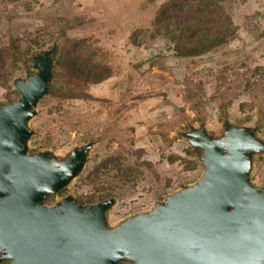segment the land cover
I'll return each instance as SVG.
<instances>
[{
  "label": "rangeland",
  "instance_id": "374dc122",
  "mask_svg": "<svg viewBox=\"0 0 264 264\" xmlns=\"http://www.w3.org/2000/svg\"><path fill=\"white\" fill-rule=\"evenodd\" d=\"M166 1L0 0V59L7 58L11 42L21 50L36 43L37 52L59 44L57 34L65 26L68 38L95 42L112 67L109 79L88 88L92 100L47 95L30 122L32 151L97 141L83 173L65 189V196L72 194L83 205L96 189L92 169L105 157L122 154L135 167L116 184L112 197L118 202L108 211L112 222L148 209L200 177L201 165L181 139L190 125L203 120L215 134L225 115L237 124H258L264 138V0H225L237 37L196 59L175 57L164 38L146 39ZM26 73L15 70L12 79ZM11 80L10 88L0 84V104L17 98ZM252 180L264 186V156L256 158Z\"/></svg>",
  "mask_w": 264,
  "mask_h": 264
},
{
  "label": "water",
  "instance_id": "95a60500",
  "mask_svg": "<svg viewBox=\"0 0 264 264\" xmlns=\"http://www.w3.org/2000/svg\"><path fill=\"white\" fill-rule=\"evenodd\" d=\"M56 47L32 56V73L11 80L17 98L0 104V264H264V186L252 180L264 156L258 124L224 115L215 134L203 120L190 125L181 139L202 151L200 177L116 222V197L45 204L83 173L97 144L31 150Z\"/></svg>",
  "mask_w": 264,
  "mask_h": 264
},
{
  "label": "trees",
  "instance_id": "16d2710c",
  "mask_svg": "<svg viewBox=\"0 0 264 264\" xmlns=\"http://www.w3.org/2000/svg\"><path fill=\"white\" fill-rule=\"evenodd\" d=\"M150 26L146 39H166L173 55L183 59L208 56L233 41L238 34V27L225 0H168L158 8ZM61 30L57 34L60 41L53 56L55 65L48 96L57 100L90 101L92 96L88 88L109 79L113 74L112 67L101 58L95 42L87 38H68L66 27L62 26ZM133 42L139 45V41ZM37 46L35 43L21 50L13 42L9 43L4 53L6 59L11 61L0 59L2 86L10 88L9 83L15 70L24 68L26 72L32 73L29 70L32 67L31 58L37 53L34 50ZM18 63L22 66H17ZM189 153L197 160L202 151L189 148ZM134 169L122 154L105 157L92 169L90 177L96 189L85 197L84 206L114 196L119 189L117 182L122 183ZM102 170L106 173L102 174ZM111 172L115 176L108 175ZM120 264L131 262L123 261Z\"/></svg>",
  "mask_w": 264,
  "mask_h": 264
},
{
  "label": "flooded vegetation",
  "instance_id": "af4514ba",
  "mask_svg": "<svg viewBox=\"0 0 264 264\" xmlns=\"http://www.w3.org/2000/svg\"><path fill=\"white\" fill-rule=\"evenodd\" d=\"M61 196H65L66 194H67V191H62V192H60L59 193ZM75 202H76V204H78V205H83V203H82V201H80L79 199H77V198H75ZM7 263V261H5V262H2L1 264H6Z\"/></svg>",
  "mask_w": 264,
  "mask_h": 264
}]
</instances>
